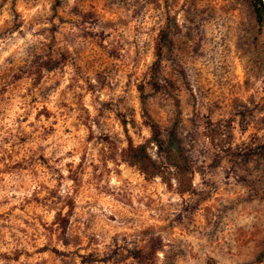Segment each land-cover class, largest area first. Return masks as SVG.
Wrapping results in <instances>:
<instances>
[{
	"label": "clouds",
	"instance_id": "9594fccd",
	"mask_svg": "<svg viewBox=\"0 0 264 264\" xmlns=\"http://www.w3.org/2000/svg\"><path fill=\"white\" fill-rule=\"evenodd\" d=\"M21 3L17 18L0 0V264L45 247L80 264L77 236L117 264H264L261 180L225 184L221 159L233 117L264 127L256 0ZM170 27L180 40L159 53ZM84 52L107 63L81 68Z\"/></svg>",
	"mask_w": 264,
	"mask_h": 264
},
{
	"label": "rangeland",
	"instance_id": "374dc122",
	"mask_svg": "<svg viewBox=\"0 0 264 264\" xmlns=\"http://www.w3.org/2000/svg\"><path fill=\"white\" fill-rule=\"evenodd\" d=\"M263 1V0H262ZM85 3H88V0H85ZM165 3H168V0H165ZM264 3V1H263ZM90 7L95 8L96 7V0H92V3L89 5ZM13 8L15 11V14L17 18H22L24 15V6L21 3V0H13ZM179 33V28H176L173 30L171 27L167 31V35H165L164 32L160 33L159 40L157 43V51L159 53H163L165 50V45L170 44L171 46H175L179 40L180 37L177 35ZM259 42H264V31H262L261 35L258 37ZM101 61H104L107 63V57L103 56L102 54L92 55L88 52H84L81 54L80 59V65L81 68L91 64L92 67H104L105 63H101ZM166 74V73H165ZM152 79H155V75L152 76ZM210 80V78H209ZM206 87L208 88V91L210 93L209 99H216L215 95H211V93H215L217 90L215 87L209 82ZM146 90V89H145ZM230 101V98L228 97L227 93H225V99L223 101V104H228ZM47 111V109H45ZM220 117L223 118V112L216 113L213 118ZM51 119V115L48 117ZM231 127L229 132V140L231 143L235 144V150L232 154H225V157H221V159H227V163L229 165V168H226L225 171V181L226 184V178L227 175L234 174V175H248L251 176L252 172H256V176L260 178L261 182L257 184V187L261 189V191H264V152H262V157H252L248 156L245 157L243 153L248 150H259L258 149V142L260 140L264 139L260 137V132L264 131V127L256 128L252 124L248 125H237L235 123L234 117L230 121ZM55 127V126H53ZM195 122H193L192 127L188 129H181V134H183L184 131L188 132V136L191 138V143L193 148H195ZM248 136L249 142L245 143L243 141V137ZM22 143L24 141L22 140ZM228 151H232L231 148H229L227 145L225 146ZM261 147H264V143H261ZM200 155H205L206 153L203 150H199ZM191 155L195 156V152H192ZM197 159L199 157H196ZM259 161V163H257ZM196 170H193L195 172ZM210 171L213 173V175H218L216 173L215 168H211ZM194 179V174H193ZM208 183H215V182H208ZM229 189L227 186L225 187V191H228ZM210 203V201L205 202ZM203 206V205H202ZM63 223L66 225L68 224V221H63ZM75 240L77 244L79 245L78 251L75 254L79 260L80 264H117V261L111 257H109L107 260L105 259V256L101 255V249L99 247H94V244H98V241L95 240V238H91L87 242H85L81 237L77 236L75 237ZM66 243H68L66 241ZM53 251H58L57 249H53ZM47 252V248L37 249V254L33 256L31 251H29V264H32V261H35L36 264H51V262L47 259L42 257L40 254Z\"/></svg>",
	"mask_w": 264,
	"mask_h": 264
},
{
	"label": "trees",
	"instance_id": "16d2710c",
	"mask_svg": "<svg viewBox=\"0 0 264 264\" xmlns=\"http://www.w3.org/2000/svg\"><path fill=\"white\" fill-rule=\"evenodd\" d=\"M263 1L262 0H256V3H255L257 13L262 15V16H264V3H263ZM193 174H194V172H193Z\"/></svg>",
	"mask_w": 264,
	"mask_h": 264
}]
</instances>
